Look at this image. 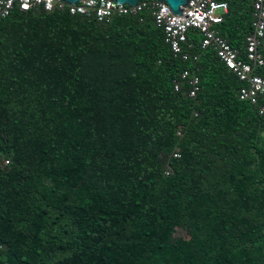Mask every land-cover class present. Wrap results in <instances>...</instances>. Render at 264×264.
Returning a JSON list of instances; mask_svg holds the SVG:
<instances>
[{
  "label": "trees",
  "instance_id": "trees-1",
  "mask_svg": "<svg viewBox=\"0 0 264 264\" xmlns=\"http://www.w3.org/2000/svg\"><path fill=\"white\" fill-rule=\"evenodd\" d=\"M225 1L244 51L253 0ZM190 38L185 61L146 14L0 21V264H264V114Z\"/></svg>",
  "mask_w": 264,
  "mask_h": 264
},
{
  "label": "built area",
  "instance_id": "built-area-1",
  "mask_svg": "<svg viewBox=\"0 0 264 264\" xmlns=\"http://www.w3.org/2000/svg\"><path fill=\"white\" fill-rule=\"evenodd\" d=\"M16 8L47 13L66 10L72 15L95 18L99 22H111L121 15L146 14L155 25L164 29L165 40L174 56L185 61L198 59L192 51L196 44L190 38L191 32L196 31L201 36V47L213 48L220 60L244 83L239 90L240 99L250 101L258 107L260 114H264V76L257 72L264 66V0H253L252 27L245 38L244 51L234 47L220 33L219 26L229 11V3L225 0H189L182 6V15L173 13L163 0H140L134 6L117 4L116 0H80L74 4L65 0H0V21ZM174 88L176 91L187 88L188 95L196 97L200 89L196 70H183L174 79ZM178 134L181 135V131ZM173 156L180 157V154L174 152ZM170 172L169 168L166 174Z\"/></svg>",
  "mask_w": 264,
  "mask_h": 264
},
{
  "label": "water",
  "instance_id": "water-1",
  "mask_svg": "<svg viewBox=\"0 0 264 264\" xmlns=\"http://www.w3.org/2000/svg\"><path fill=\"white\" fill-rule=\"evenodd\" d=\"M65 1L71 4H74V3L79 2L80 0H65ZM116 1H117V4L126 3V4H130L134 6L140 0H116ZM163 1L167 2L170 5L173 13L175 14L178 13L182 15V12H183L182 6L187 5L189 0H163Z\"/></svg>",
  "mask_w": 264,
  "mask_h": 264
},
{
  "label": "rangeland",
  "instance_id": "rangeland-1",
  "mask_svg": "<svg viewBox=\"0 0 264 264\" xmlns=\"http://www.w3.org/2000/svg\"><path fill=\"white\" fill-rule=\"evenodd\" d=\"M186 232L182 229H179L177 233H175L176 236H185Z\"/></svg>",
  "mask_w": 264,
  "mask_h": 264
}]
</instances>
